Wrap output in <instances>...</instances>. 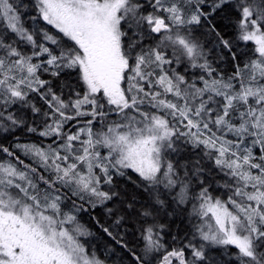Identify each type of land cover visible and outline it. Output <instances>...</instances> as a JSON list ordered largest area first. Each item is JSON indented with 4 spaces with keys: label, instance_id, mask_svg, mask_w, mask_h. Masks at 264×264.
I'll use <instances>...</instances> for the list:
<instances>
[{
    "label": "snow or ice",
    "instance_id": "6c2138e0",
    "mask_svg": "<svg viewBox=\"0 0 264 264\" xmlns=\"http://www.w3.org/2000/svg\"><path fill=\"white\" fill-rule=\"evenodd\" d=\"M0 264H264V0H0Z\"/></svg>",
    "mask_w": 264,
    "mask_h": 264
}]
</instances>
